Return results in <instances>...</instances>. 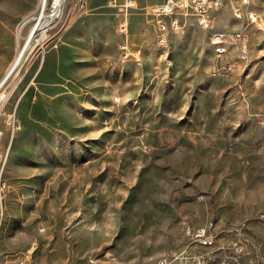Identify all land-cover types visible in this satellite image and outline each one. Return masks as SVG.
<instances>
[{"label": "rangeland", "instance_id": "374dc122", "mask_svg": "<svg viewBox=\"0 0 264 264\" xmlns=\"http://www.w3.org/2000/svg\"><path fill=\"white\" fill-rule=\"evenodd\" d=\"M110 1L0 0V82L19 28L52 16L0 87V264H264V0H225L207 29L179 16L166 44L160 0H133L125 36ZM236 30L246 61L227 38L215 54Z\"/></svg>", "mask_w": 264, "mask_h": 264}, {"label": "built area", "instance_id": "2783aa9c", "mask_svg": "<svg viewBox=\"0 0 264 264\" xmlns=\"http://www.w3.org/2000/svg\"><path fill=\"white\" fill-rule=\"evenodd\" d=\"M225 0H163L151 7L150 14L154 17V27L156 33V39L159 43H165L167 35L170 32H176L182 25V20L179 16L191 15L194 16L197 24L201 28H210L212 25L213 12L221 8ZM113 5L114 1L112 2ZM51 7H59V0H51ZM134 7L133 0H126L123 4V8H120L119 12L121 19L118 22L117 30L121 35H127L128 33V19L126 11L129 8ZM233 14L242 17V10L237 3L233 6ZM257 15L255 13H248V20L255 22ZM48 30V29H47ZM232 42V45L237 47V60L246 61L249 57V48L247 45V36L242 30H236L231 32H225V37ZM118 44L123 45V54H120L121 59H128L132 55V52L128 46L127 39L121 40ZM218 57L229 54V50H222L219 48V38L216 42V52ZM235 62H226L221 69L225 72H232L236 68ZM7 100V96L4 92L0 93V117L4 107V103ZM263 117H264V105H263ZM15 128L14 120L11 122V131L13 133ZM2 132L0 130V140ZM5 183L0 180V201L2 200V193L5 189ZM190 238L201 246H210L213 242L211 232L209 228L201 227L195 231L190 230L187 227V233ZM146 264H168L165 259H161L152 263Z\"/></svg>", "mask_w": 264, "mask_h": 264}, {"label": "bare ground", "instance_id": "6f19581e", "mask_svg": "<svg viewBox=\"0 0 264 264\" xmlns=\"http://www.w3.org/2000/svg\"><path fill=\"white\" fill-rule=\"evenodd\" d=\"M44 2H46V0H43V3ZM59 5H60V0H59ZM50 17H52V16H46L44 14V9H43V11L41 12V14L35 19V23H34L33 27L29 31L28 36L25 37V38L23 36V32H24V28H25V26L27 25L28 22L25 23L24 25H22L19 28L18 33H17V39L19 41H21L22 39H25L24 40V44H23L20 52L18 53L16 59L14 60L13 64L10 66V69L7 71V73L5 74V76L3 77V79L1 80L0 87L16 71V69H18L19 65L21 64V62L24 59V56H25L26 52L31 47L32 43L35 42L36 33L37 32H40V31L41 32L43 31V34L46 33L47 29L49 28L50 21L52 20V19H49ZM237 17L239 18V16H237ZM221 37H224V36L223 35H219V36H217V37L214 38V40L212 42L213 46H215V49H216V42L218 41V38H219V48L222 49V50H228V46H227V43L225 41V38H221ZM39 41H42V40L41 39L36 40L37 43ZM229 42H231V41H229ZM231 44H232V42H231ZM119 45H121L120 46V51L123 53V45L122 44H119ZM122 60H127V59H122Z\"/></svg>", "mask_w": 264, "mask_h": 264}, {"label": "crops", "instance_id": "0c3cea01", "mask_svg": "<svg viewBox=\"0 0 264 264\" xmlns=\"http://www.w3.org/2000/svg\"><path fill=\"white\" fill-rule=\"evenodd\" d=\"M113 1H115V0H113ZM125 1H126V0H124V2H125ZM162 1H163V0H160V2H162ZM160 2H158V3H160ZM109 4H112V1H110ZM134 7H135V3H134ZM134 7H133V8H134ZM0 203H1V201H0Z\"/></svg>", "mask_w": 264, "mask_h": 264}]
</instances>
